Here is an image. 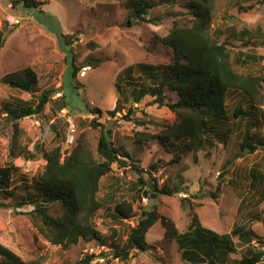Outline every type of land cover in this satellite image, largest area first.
Wrapping results in <instances>:
<instances>
[{"label":"rangeland","instance_id":"374dc122","mask_svg":"<svg viewBox=\"0 0 264 264\" xmlns=\"http://www.w3.org/2000/svg\"><path fill=\"white\" fill-rule=\"evenodd\" d=\"M35 1L41 3L38 8L26 9L20 3L13 5V0H0V29H4L5 37L0 50V78L30 67L38 77L36 94L48 88L56 90L50 104L52 109L46 106L40 114L19 121L22 145L35 154L33 160L9 158L13 129L0 109V169L12 165L18 170L12 176L10 188H16L17 195L25 196V186L35 183L43 173L45 161L42 151L59 148L64 156L70 152L80 134L85 136L96 155L99 133L96 127L89 124L93 120L110 127L113 144L120 154L130 157L129 161H125L126 167L113 165L112 172L101 180L100 197L115 179H122L123 182L132 180L130 170H127L130 163L146 169L155 163L153 174L159 186L172 188L181 184L179 193L161 196L152 202L161 216L173 221L180 234L186 232L191 216L195 214L203 228L217 234H230L237 226L250 229L254 233L251 245L264 251V146L259 145L253 154L240 155L238 143L245 120L239 117L237 122L232 118V112L238 106L248 110L247 121L255 122L251 134L264 142V86L259 98L254 101L247 100L238 92H229L225 103L226 120L209 132L212 134V145H207L197 155L196 161L183 155L172 163V153L161 156L157 146L141 148L132 142L135 130L157 133L161 124L174 123L175 116L167 108L158 107L150 97H145L139 105H133L137 109L131 119L142 121L146 129L136 127L130 119H122L126 111L113 119L105 112L113 109L117 97L114 83L128 67L141 63L162 69L170 65L172 50L158 41L168 35L174 26L189 25L190 16L183 9L184 0L158 6L146 17L150 23L133 21L132 26L125 24L127 12L122 4L124 0ZM256 1L259 0H212L210 36L213 40L223 43L226 37L223 32L230 27L237 31L243 27L250 30L259 27L264 32V4L260 6ZM249 6H252V11L241 12ZM59 35L70 38V45L64 46ZM228 48L234 54H241L245 62L243 67L237 68L241 74L264 78V43L246 48L229 43ZM69 51L72 54H68ZM71 57L77 68L75 77L71 75ZM89 59L102 63L91 69L85 65ZM131 79L145 84L150 81L147 73L138 71L131 73ZM12 97L30 100L33 95L0 84V108L2 104L10 103ZM130 105V102L126 103L125 108ZM94 108L102 112L100 117L89 113ZM34 146H38L36 151H33ZM226 161L230 162V166L225 165ZM252 175L255 180L251 179ZM17 195L5 197L0 189V245L23 261L74 264L88 256L86 251L90 248L95 252L101 250V244L96 241L80 240L68 249L48 244L33 228L32 207H16ZM141 204L150 205L146 199ZM56 212H59L58 205H50V213ZM136 220L125 221L123 226L118 227L100 213L95 218V227L109 251L95 254L90 264H184L175 242L164 238V229L159 222L145 236L149 246L146 252H132L125 263L113 259L110 253L111 230L124 240L127 228L132 227ZM231 237L234 252L228 255L227 264H236L245 246L234 235ZM261 264H264V259Z\"/></svg>","mask_w":264,"mask_h":264},{"label":"trees","instance_id":"16d2710c","mask_svg":"<svg viewBox=\"0 0 264 264\" xmlns=\"http://www.w3.org/2000/svg\"><path fill=\"white\" fill-rule=\"evenodd\" d=\"M174 2L175 0H124L122 4L127 12L125 24L132 26L133 21L150 23V20L146 19L150 11L161 5H172ZM256 2L260 6L264 4V0ZM18 3L26 9H36L41 5L35 0L12 2L13 5ZM183 9L190 16L189 25L174 26L168 35L158 41L172 50L170 65L162 69L141 63L128 67L114 83L117 97L113 109L105 112L113 119L117 114L126 111L122 119H130L136 127L146 129L142 121L131 119L137 109L133 108V105H139L145 97H150L158 107L167 108L175 116L174 123L161 124L157 133L135 130L132 142L141 148L157 146L161 156L173 154L170 160L172 163L183 155L191 156L193 161H196L197 155L207 145H212V134L209 132L226 120L225 103L229 92H238L247 100L254 101L259 98L264 86L263 77L244 75L237 70L243 67L245 62L241 54H234L228 48L229 43L240 44L241 48L264 43V32L261 28L250 30L243 27L239 31L233 27L227 28L223 32L226 36L223 43H217L210 36L212 0H184ZM252 10V6H249L241 12ZM3 32L4 29H0V50L5 43ZM68 39L70 38L67 36L59 35V40L64 46L70 45ZM68 54L72 52L69 51ZM101 63L100 60L89 59L85 65L95 69ZM70 69L72 77H75L77 68L73 64V57ZM134 71L147 73L149 83L132 80L131 73ZM0 84L20 93L33 95L30 100L12 97L10 103H4L0 108L5 115V121L11 123L13 129L9 158L33 160L35 154L22 145L19 121L40 114L46 106L52 109L50 104L56 90L48 88L36 94L38 77L30 67L5 74L0 78ZM169 94L175 97H169ZM129 102L130 107L125 108V104ZM54 112L57 113L55 109ZM89 113L93 117H100L102 114L98 108L90 110ZM248 113L249 111L241 106L232 112L235 121L238 122L239 117L245 120L238 143L240 155L253 154L259 145L264 146L263 141L251 134L255 122L247 121ZM142 115L145 114L142 112ZM89 124L96 127L99 133L96 155L83 134L77 137L70 152L64 156L59 148L49 152L42 151L45 161L43 173L35 183L31 182V186H25V196L17 195L16 188H10L12 176L18 173L17 168L10 165L0 169L1 191L5 197L19 196L15 198L18 199L16 207H32V225L41 239L63 249L77 245L80 240L96 241L104 246L107 243L95 227V218L101 213L118 227L123 226L125 221L137 219L132 227L127 228L124 240L119 238L115 230H111L110 253L113 259L121 263L127 262L132 252L144 253L149 249L145 236L157 222L164 229V238L171 239L177 245L181 252L180 260L184 264H227L228 255L234 252L231 235L245 246L236 264L262 263L264 251L251 245L254 233L250 229L237 226L230 234H217L203 228L198 217L193 214L186 232L180 234L173 221L161 216L152 202L161 196L168 197L179 193L181 184L172 188L159 186L153 174L156 171L155 163H151L147 169L130 163L127 170H130L132 180L123 182L122 179H115L107 187V192L100 197L101 180L112 172L113 165L126 167L125 161H129L130 157L120 154L115 147L110 127L97 124L93 120ZM37 148L38 146H34L33 151ZM176 152L178 154H174ZM225 165L230 166V162L226 161ZM251 179L255 180L256 177L252 175ZM145 199L150 205L142 206L141 202ZM52 204L58 205V213H50ZM113 240L116 242L113 243ZM95 257L86 255L74 264H90ZM0 264L38 263L25 262L0 245Z\"/></svg>","mask_w":264,"mask_h":264},{"label":"built area","instance_id":"2783aa9c","mask_svg":"<svg viewBox=\"0 0 264 264\" xmlns=\"http://www.w3.org/2000/svg\"><path fill=\"white\" fill-rule=\"evenodd\" d=\"M72 131H73V129H72ZM100 251H108V250H106V248L104 246H101V250H98V251L95 252L93 250V248H90L89 251H86V254H88V255H95V254H97Z\"/></svg>","mask_w":264,"mask_h":264},{"label":"clouds","instance_id":"9594fccd","mask_svg":"<svg viewBox=\"0 0 264 264\" xmlns=\"http://www.w3.org/2000/svg\"><path fill=\"white\" fill-rule=\"evenodd\" d=\"M101 254V253H100ZM92 256V255H91ZM93 256H95V255H93Z\"/></svg>","mask_w":264,"mask_h":264}]
</instances>
